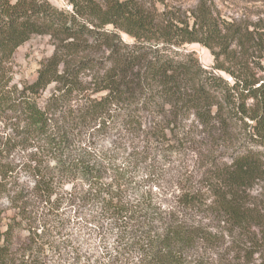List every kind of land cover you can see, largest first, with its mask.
Listing matches in <instances>:
<instances>
[{
  "label": "trees",
  "instance_id": "trees-1",
  "mask_svg": "<svg viewBox=\"0 0 264 264\" xmlns=\"http://www.w3.org/2000/svg\"><path fill=\"white\" fill-rule=\"evenodd\" d=\"M156 1L68 0L62 9L0 0L5 143L30 149L34 175L18 192L6 187L13 167L0 147V264H188L216 240L203 212L229 232L255 225L249 190L264 180V25L220 20L204 0L185 17ZM35 34L50 37L52 53L33 81L12 90L8 64ZM187 42L210 51V68L182 49ZM52 83L58 96L41 105L37 96ZM74 95L81 104L65 111ZM91 124L113 132L110 145L91 147ZM170 155L179 162L162 203L143 172L154 156ZM183 158L200 177L182 171L190 166ZM68 182L73 191H61ZM66 210L76 230L63 238Z\"/></svg>",
  "mask_w": 264,
  "mask_h": 264
},
{
  "label": "rangeland",
  "instance_id": "rangeland-1",
  "mask_svg": "<svg viewBox=\"0 0 264 264\" xmlns=\"http://www.w3.org/2000/svg\"><path fill=\"white\" fill-rule=\"evenodd\" d=\"M53 5L62 9H70L68 0H49ZM149 1V0H147ZM198 0H157L156 7L162 9L164 6L169 11L178 13L181 17H185L189 14L190 10L195 8ZM206 4L210 6L215 16H218L220 20L231 21L233 23L241 24H253L259 23L264 25V0H204ZM264 30V28H263ZM124 40H128L126 34H122ZM182 49L186 51H192L197 56L198 61L202 66L210 68L213 64V57L210 51L199 42H187L184 43ZM53 50V42L46 34L32 35L28 40L19 45L10 60L9 71L11 74V81L9 87L12 90L21 89L23 83L31 82L37 75V70L41 62L50 56ZM264 64V59H263ZM83 79H85L83 77ZM87 79L85 81L87 82ZM87 87H91L86 85ZM90 93V90H88ZM58 96L55 92V85L49 84L45 89L40 91L37 96L38 102L41 105H45L47 100L51 97ZM81 95H74L71 98V102L67 105L65 111L77 110L81 104ZM79 104V105H78ZM63 109V110H64ZM76 112V111H74ZM7 114H0V147H3L7 142L6 138L10 134V127L7 126ZM87 136L92 146L110 145L113 137V132L107 131L106 128L98 125L86 126ZM6 159L11 161L10 167H13L12 172L7 173L6 187H14L18 192L26 186H31L32 176L34 175L28 169L27 158L30 149L26 151L23 147L18 146V142L14 141L10 145L6 146ZM171 159V160H170ZM184 163H190V166L182 168V171L186 170V173H192L197 178L202 173H197L195 170L190 172L192 163L190 160L183 158ZM179 160H174V157L160 158L154 156L151 160L150 166L144 171V178L147 180V184L151 185V191L153 194H157L162 199V203L168 201V198L172 191L171 181L174 179V175L177 173V167ZM183 167V166H182ZM188 168V169H186ZM145 169V168H144ZM140 169V170H144ZM138 170V171H140ZM202 172V168L200 170ZM140 177L139 174L137 178ZM34 179V178H33ZM74 182H68L61 188L66 191H73ZM202 189H205V184L201 182ZM68 196V195H66ZM249 200L251 207L256 211L257 218L256 223L252 226L248 232H243L240 229H234L229 232V225L214 218V216H208L205 212L202 213V222L208 224L210 229L217 233L216 240L203 242L200 244L197 254L193 256V253L188 255V264H258L260 255L264 253V180L256 182L249 190ZM2 205L10 206V201L7 198L1 199ZM64 204L63 209L65 205ZM11 208V207H10ZM13 209H7V214H11ZM66 215L71 216V219L67 221L66 227L59 232L61 237L65 238L66 233H71L76 230L75 215L72 211L66 210ZM23 237V235H21ZM92 247V242H89ZM191 253V252H190ZM248 255V256H246ZM199 258V259H198ZM198 260V261H196Z\"/></svg>",
  "mask_w": 264,
  "mask_h": 264
}]
</instances>
